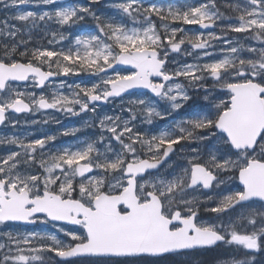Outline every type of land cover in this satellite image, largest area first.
Segmentation results:
<instances>
[{
	"label": "snow or ice",
	"instance_id": "1",
	"mask_svg": "<svg viewBox=\"0 0 264 264\" xmlns=\"http://www.w3.org/2000/svg\"><path fill=\"white\" fill-rule=\"evenodd\" d=\"M0 11V127L94 117L58 133L75 143L0 135V264H264V0Z\"/></svg>",
	"mask_w": 264,
	"mask_h": 264
},
{
	"label": "rangeland",
	"instance_id": "2",
	"mask_svg": "<svg viewBox=\"0 0 264 264\" xmlns=\"http://www.w3.org/2000/svg\"><path fill=\"white\" fill-rule=\"evenodd\" d=\"M66 2H70V3H74L75 0H66ZM108 0H101V3H107ZM25 10H33L36 11L37 9L32 7V6H28ZM15 9H12L10 11H8L7 14H11L12 12H14ZM0 16H5V12L4 11H0ZM1 18V17H0ZM188 29H191L193 32L197 30L198 26H189L186 27ZM218 31V29H217ZM244 42V41H241ZM40 43H43L46 45L45 41H40ZM65 43H67V41H65ZM193 59V57L189 56L186 57V60L188 62H191ZM96 78L94 77H89L87 75H82V76H70V77H59V79L56 80V83L58 84L61 80H65L68 84H73V83H80L81 81L85 82V83H90L92 81H94ZM53 87H55V85H53ZM51 88L48 89L49 92H51ZM64 91H67V89H63ZM126 99H136V97H127ZM115 108V110L118 112L119 108L121 107V103L120 100L117 99L114 102V106H105L102 111L104 112H108V114H113V111H111L112 108ZM53 117L56 120H60L61 123L57 124L55 122H52V120L50 119V122L48 123L49 128H47V133L50 134H57V136L59 137V145L61 144H68V143H75L76 142V138L75 137H71L69 139H67V137H62L59 136L58 133L64 128V127H80L81 131L79 133H77V136L80 138H84V137H89L91 136L93 129L90 127H84L85 125V121L94 119V117H91V115H83L82 117H65L62 113H53L52 114ZM22 119L24 117H21ZM36 119H41V117L38 115L36 117H34ZM31 119V118H29ZM160 125H164L166 122L164 121H159L158 122ZM45 125V124H43ZM43 125H36V126H32L29 128L28 131L24 132V130L22 128L19 129H10L1 133L0 135H6V134H11L12 131H20V132H24L25 134H31V133H35L36 135H40L44 132L40 131V129L43 127ZM138 127L141 128H152L153 126L151 125H143V124H138ZM58 139V138H57ZM203 199V197L201 198ZM207 206L211 207L213 206L211 203H209ZM202 214L205 216V219L208 218V216L210 214L208 213H203ZM233 255L236 256V252H233L231 249H225V248H220L214 251H209L204 253L203 255H199L196 256L194 259L196 261V264H220L228 259H230Z\"/></svg>",
	"mask_w": 264,
	"mask_h": 264
},
{
	"label": "trees",
	"instance_id": "3",
	"mask_svg": "<svg viewBox=\"0 0 264 264\" xmlns=\"http://www.w3.org/2000/svg\"><path fill=\"white\" fill-rule=\"evenodd\" d=\"M236 257L237 258H241V259L244 258V256L242 255V253H239V252H237ZM261 259H262L261 255L260 254H256V260L259 261ZM220 264H222V263H220Z\"/></svg>",
	"mask_w": 264,
	"mask_h": 264
},
{
	"label": "flooded vegetation",
	"instance_id": "4",
	"mask_svg": "<svg viewBox=\"0 0 264 264\" xmlns=\"http://www.w3.org/2000/svg\"><path fill=\"white\" fill-rule=\"evenodd\" d=\"M40 41H42V40H39L38 42H40ZM43 41H46V40H43ZM26 128H28V127H25V128H22V129L24 130ZM7 130H9V128H3V127H1L0 128V134L3 133V132H5V131H7ZM41 130H42V128L40 129V131ZM18 132H20V131H18ZM24 132H26V131H24Z\"/></svg>",
	"mask_w": 264,
	"mask_h": 264
},
{
	"label": "water",
	"instance_id": "5",
	"mask_svg": "<svg viewBox=\"0 0 264 264\" xmlns=\"http://www.w3.org/2000/svg\"><path fill=\"white\" fill-rule=\"evenodd\" d=\"M125 67H128V66H125Z\"/></svg>",
	"mask_w": 264,
	"mask_h": 264
}]
</instances>
